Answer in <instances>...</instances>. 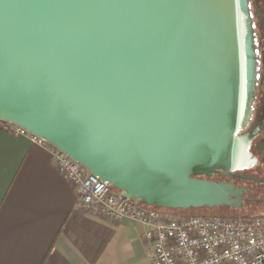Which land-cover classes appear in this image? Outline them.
<instances>
[{"label":"water","instance_id":"obj_1","mask_svg":"<svg viewBox=\"0 0 264 264\" xmlns=\"http://www.w3.org/2000/svg\"><path fill=\"white\" fill-rule=\"evenodd\" d=\"M256 74L249 0H0V121L148 206H241Z\"/></svg>","mask_w":264,"mask_h":264},{"label":"crops","instance_id":"obj_2","mask_svg":"<svg viewBox=\"0 0 264 264\" xmlns=\"http://www.w3.org/2000/svg\"><path fill=\"white\" fill-rule=\"evenodd\" d=\"M76 206L49 148L0 127V264H150L140 224Z\"/></svg>","mask_w":264,"mask_h":264},{"label":"built area","instance_id":"obj_3","mask_svg":"<svg viewBox=\"0 0 264 264\" xmlns=\"http://www.w3.org/2000/svg\"><path fill=\"white\" fill-rule=\"evenodd\" d=\"M3 131L47 146L56 171L72 185L76 212L142 227L150 264H264V215H180L148 206L91 174L45 139L0 121Z\"/></svg>","mask_w":264,"mask_h":264},{"label":"flooded vegetation","instance_id":"obj_4","mask_svg":"<svg viewBox=\"0 0 264 264\" xmlns=\"http://www.w3.org/2000/svg\"><path fill=\"white\" fill-rule=\"evenodd\" d=\"M250 15L254 29V45L257 56V74L254 100L249 120L238 135L252 134L248 151L256 159L249 167L233 171L235 175L214 173L210 179L231 180L236 186H245L242 204L238 208L218 206L222 212H239L242 215H258L264 212V0H249ZM205 178L204 176H199Z\"/></svg>","mask_w":264,"mask_h":264},{"label":"rangeland","instance_id":"obj_5","mask_svg":"<svg viewBox=\"0 0 264 264\" xmlns=\"http://www.w3.org/2000/svg\"><path fill=\"white\" fill-rule=\"evenodd\" d=\"M169 210L172 211L174 214L182 213V214H186V215L225 216V215H222V214H225V213L226 214H234V215H242V214H244V213H239V212H234V213H231V212H222V211H219L217 209L208 210V209H205V208H192V209H189L187 211H182L180 209H169ZM258 215H264V212L258 213Z\"/></svg>","mask_w":264,"mask_h":264},{"label":"trees","instance_id":"obj_6","mask_svg":"<svg viewBox=\"0 0 264 264\" xmlns=\"http://www.w3.org/2000/svg\"><path fill=\"white\" fill-rule=\"evenodd\" d=\"M201 208H205V209H208V210H213L215 207L213 208H209V207H201ZM189 209H192V208H189ZM187 209V210H189ZM169 210V209H168ZM187 210H182V211H187ZM177 214H180V215H186V214H182V213H177ZM222 215H225V216H228V215H234V214H222Z\"/></svg>","mask_w":264,"mask_h":264}]
</instances>
